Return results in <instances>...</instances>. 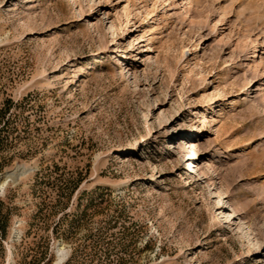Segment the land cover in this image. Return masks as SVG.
Returning a JSON list of instances; mask_svg holds the SVG:
<instances>
[{"label":"rangeland","instance_id":"rangeland-1","mask_svg":"<svg viewBox=\"0 0 264 264\" xmlns=\"http://www.w3.org/2000/svg\"><path fill=\"white\" fill-rule=\"evenodd\" d=\"M5 104L0 264H264V0H0Z\"/></svg>","mask_w":264,"mask_h":264},{"label":"trees","instance_id":"trees-1","mask_svg":"<svg viewBox=\"0 0 264 264\" xmlns=\"http://www.w3.org/2000/svg\"><path fill=\"white\" fill-rule=\"evenodd\" d=\"M8 112L9 106L8 104H5V106L0 109V158H3L1 157V149H3L5 144L9 141L10 131L13 127V118L12 116H8ZM3 201L4 198L0 197V233L3 237H5L7 234V229L5 227V219L7 215L2 208Z\"/></svg>","mask_w":264,"mask_h":264},{"label":"water","instance_id":"water-1","mask_svg":"<svg viewBox=\"0 0 264 264\" xmlns=\"http://www.w3.org/2000/svg\"><path fill=\"white\" fill-rule=\"evenodd\" d=\"M34 170H35V168H27L24 165H18L15 171L6 173V175H5V179H6L5 184L1 185V183H0V195H2L6 191L7 186L11 182L18 183L19 179L22 176L28 175L29 173H31ZM64 261H65V259L63 261H61L60 264H63Z\"/></svg>","mask_w":264,"mask_h":264},{"label":"bare ground","instance_id":"bare-ground-1","mask_svg":"<svg viewBox=\"0 0 264 264\" xmlns=\"http://www.w3.org/2000/svg\"><path fill=\"white\" fill-rule=\"evenodd\" d=\"M185 53H187V50L185 51ZM110 57H113V56L111 55ZM96 61H97V60L94 58V62H93L94 65H93V66H90V65H89L90 62H87L86 64L82 65V66L79 68L78 72H77V73L75 74V76L73 77L72 83H74V82H79V81H80V80L86 75V73H87V71H88L89 69L94 68V66L96 65ZM251 84H252V82H249V85H248V87H249V91H247L246 94H248L249 92H251V91L253 90V89L251 88V87H252ZM250 89H251V90H250ZM5 181H6V180H4L3 183H2L1 185H4V184H5ZM63 257H64V256H61L56 264H60L61 261H63V260L65 259V257H64V258H63Z\"/></svg>","mask_w":264,"mask_h":264}]
</instances>
